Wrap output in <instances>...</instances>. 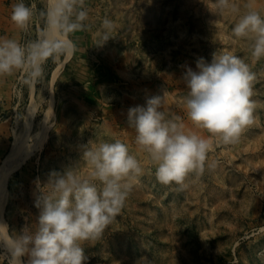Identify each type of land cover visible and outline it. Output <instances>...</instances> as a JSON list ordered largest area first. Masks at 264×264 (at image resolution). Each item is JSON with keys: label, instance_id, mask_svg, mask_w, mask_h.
<instances>
[{"label": "rangeland", "instance_id": "374dc122", "mask_svg": "<svg viewBox=\"0 0 264 264\" xmlns=\"http://www.w3.org/2000/svg\"><path fill=\"white\" fill-rule=\"evenodd\" d=\"M16 2L0 0V37L26 43L38 37L40 24L19 30L11 20ZM233 2L243 10L248 0ZM25 3L39 10L46 0ZM86 7L90 30L67 37L76 51L50 59L42 81L29 86L20 72L0 77V223L10 234L34 229L37 178L43 184L51 171L68 168L87 173L83 147L119 139L143 174L130 181L125 205L103 236L84 244L85 264H138L141 258L148 264H264V59L253 61L247 42L233 35L238 17L218 12L215 0H86ZM255 7L264 14V0ZM105 17L114 22L112 38L95 46ZM224 53L245 59L256 74V121L238 143H214L204 173L190 174L182 190L163 185L134 142L128 109L164 94L166 114L182 117L185 131L207 136L186 119L183 73L195 70L200 57L211 63Z\"/></svg>", "mask_w": 264, "mask_h": 264}, {"label": "clouds", "instance_id": "9594fccd", "mask_svg": "<svg viewBox=\"0 0 264 264\" xmlns=\"http://www.w3.org/2000/svg\"><path fill=\"white\" fill-rule=\"evenodd\" d=\"M215 6L218 12L238 17L233 35L247 42L253 61L264 59V14L256 9L255 0H248L243 10L233 0H215ZM11 20L24 32L40 24L38 37L26 43L0 37V77L20 72L29 86L42 81L50 59L76 51V43L67 37L91 27L86 23V0H46L39 10L18 0L12 5ZM101 29L95 46L112 38L114 22L105 17ZM255 80L256 74L245 59L233 54L214 55L211 63L200 57L195 70L185 67V116L207 136L185 131L182 117L166 114L162 110L164 94L149 96L144 105L128 109L127 123L135 130L134 142L147 154L159 183L182 190L190 174L204 173L214 143L239 142L256 121ZM83 160L87 173L78 167L53 170L43 184L37 178L34 206L39 214L34 229L25 227L10 234L0 223V246L4 249L0 258L6 264H85L84 244L98 241L120 215L132 190L130 181L143 174V167L129 145L119 139L89 141L83 147ZM141 261L148 264L146 258L138 264Z\"/></svg>", "mask_w": 264, "mask_h": 264}, {"label": "bare ground", "instance_id": "6f19581e", "mask_svg": "<svg viewBox=\"0 0 264 264\" xmlns=\"http://www.w3.org/2000/svg\"><path fill=\"white\" fill-rule=\"evenodd\" d=\"M0 194H3L2 191L0 190ZM4 196L3 195H0V211L2 212L3 210V206H4ZM3 220V219H1Z\"/></svg>", "mask_w": 264, "mask_h": 264}]
</instances>
